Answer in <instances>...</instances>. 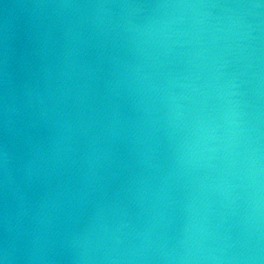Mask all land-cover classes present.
<instances>
[{"label": "water", "instance_id": "95a60500", "mask_svg": "<svg viewBox=\"0 0 264 264\" xmlns=\"http://www.w3.org/2000/svg\"><path fill=\"white\" fill-rule=\"evenodd\" d=\"M0 264H264V0H0Z\"/></svg>", "mask_w": 264, "mask_h": 264}]
</instances>
